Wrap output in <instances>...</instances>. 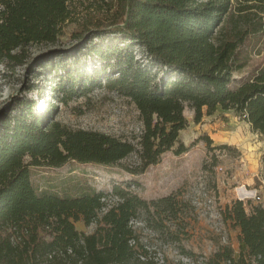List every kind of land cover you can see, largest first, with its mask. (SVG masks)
Returning a JSON list of instances; mask_svg holds the SVG:
<instances>
[{"label":"trees","instance_id":"16d2710c","mask_svg":"<svg viewBox=\"0 0 264 264\" xmlns=\"http://www.w3.org/2000/svg\"><path fill=\"white\" fill-rule=\"evenodd\" d=\"M75 2L0 0V63L18 64L28 47L56 43ZM231 2L116 0L111 15L76 33L81 39L86 31L97 39L111 37L123 45L93 47L92 53L109 64L103 73L108 87L136 105L144 130L134 143L73 129L54 118V108L39 111L35 101H21L18 113L0 131V264H157L153 239L143 240L140 228L133 225L139 219L194 262V254L182 244L192 209L178 195L147 201L133 193L130 184L115 185L108 192L91 187L76 192L39 190L30 167L58 168L70 161L109 167L136 154L139 161L129 172L144 174L165 153L188 152L179 141L188 127L187 108L195 124L218 108L233 110L253 132L264 135V68L233 89L234 74L249 60L240 49L243 33L215 42L232 11ZM260 19L254 33L264 30V16ZM94 84L102 86V81L75 69L58 79L53 92L68 103ZM207 142L211 145L210 139ZM112 195L121 202L102 214L104 199ZM221 216L238 231L240 251L236 255L231 246H220L203 264H264V206L236 200ZM80 222L86 228L95 225L93 232L79 231Z\"/></svg>","mask_w":264,"mask_h":264},{"label":"rangeland","instance_id":"374dc122","mask_svg":"<svg viewBox=\"0 0 264 264\" xmlns=\"http://www.w3.org/2000/svg\"><path fill=\"white\" fill-rule=\"evenodd\" d=\"M115 3L116 0H76L73 16L56 43L28 47L18 64L0 63V131L3 123L18 113L19 103L31 100L37 103L39 111L54 108V118L73 129L98 131L134 143L139 141L144 130L139 110L128 98L108 87L103 73L109 64L92 53L93 47L123 48V45L107 36L94 38L87 31L82 39L76 36L79 30H86L92 23L111 15ZM231 3L232 11L217 30L215 42L243 33L240 49L249 60L233 76L231 87L235 89L264 68V30L254 33L253 29L264 16L261 13L264 0H232ZM135 55L142 57L138 48ZM75 69L84 71L97 83L102 81V86H87V90L80 91L84 94L68 103L60 102L53 87L61 76ZM184 114L188 127L180 133L179 141L189 148L188 152L177 156L169 151L144 174L129 172L139 161L133 154L109 167L75 161L58 168L30 167L33 183L39 190L56 192H76L80 187L108 192L115 185L130 184L131 191L147 201L176 194L188 201L192 209L186 217L187 234L182 241L186 251L194 254L192 264H203L224 245L231 246L238 255V231L223 222L221 211L236 200L264 206V135L253 132L251 125L233 110L218 108L214 115H205L200 124L194 123L191 109L187 108ZM240 191L247 195L242 196ZM133 225L137 230L140 228L143 240L153 239L152 256L157 264H190L191 259L176 245L144 228L141 219ZM76 228L91 233L95 225L86 228L80 222Z\"/></svg>","mask_w":264,"mask_h":264},{"label":"built area","instance_id":"2783aa9c","mask_svg":"<svg viewBox=\"0 0 264 264\" xmlns=\"http://www.w3.org/2000/svg\"><path fill=\"white\" fill-rule=\"evenodd\" d=\"M106 206L102 209V214L106 213L111 207L121 202V198L115 195L110 196L108 199H104Z\"/></svg>","mask_w":264,"mask_h":264},{"label":"bare ground","instance_id":"6f19581e","mask_svg":"<svg viewBox=\"0 0 264 264\" xmlns=\"http://www.w3.org/2000/svg\"><path fill=\"white\" fill-rule=\"evenodd\" d=\"M245 191V190H244ZM244 191H240V194L242 195V196H246L247 194H246V192H244ZM250 194V193H249Z\"/></svg>","mask_w":264,"mask_h":264}]
</instances>
